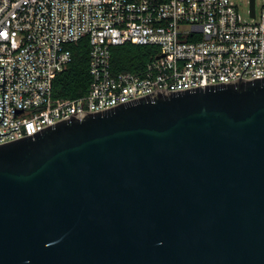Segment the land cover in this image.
Returning a JSON list of instances; mask_svg holds the SVG:
<instances>
[{"label": "water", "instance_id": "obj_1", "mask_svg": "<svg viewBox=\"0 0 264 264\" xmlns=\"http://www.w3.org/2000/svg\"><path fill=\"white\" fill-rule=\"evenodd\" d=\"M0 264H264V76L1 142Z\"/></svg>", "mask_w": 264, "mask_h": 264}, {"label": "built area", "instance_id": "obj_2", "mask_svg": "<svg viewBox=\"0 0 264 264\" xmlns=\"http://www.w3.org/2000/svg\"><path fill=\"white\" fill-rule=\"evenodd\" d=\"M83 37L89 91L54 99L70 44ZM126 43L158 49L141 70L113 73L112 48ZM0 65L1 143L163 87L264 76V6L246 18L234 0H0Z\"/></svg>", "mask_w": 264, "mask_h": 264}, {"label": "trees", "instance_id": "obj_3", "mask_svg": "<svg viewBox=\"0 0 264 264\" xmlns=\"http://www.w3.org/2000/svg\"><path fill=\"white\" fill-rule=\"evenodd\" d=\"M71 62L60 71L53 82L54 99L76 98L88 93L92 82L89 70L91 44L88 37L71 43ZM154 45H136L126 43L112 48L113 73L138 71L152 60Z\"/></svg>", "mask_w": 264, "mask_h": 264}, {"label": "rangeland", "instance_id": "obj_4", "mask_svg": "<svg viewBox=\"0 0 264 264\" xmlns=\"http://www.w3.org/2000/svg\"><path fill=\"white\" fill-rule=\"evenodd\" d=\"M244 17L249 16L250 0H234ZM257 13L260 14L261 9L264 6V0H255Z\"/></svg>", "mask_w": 264, "mask_h": 264}]
</instances>
